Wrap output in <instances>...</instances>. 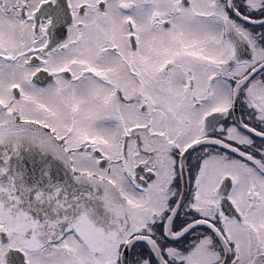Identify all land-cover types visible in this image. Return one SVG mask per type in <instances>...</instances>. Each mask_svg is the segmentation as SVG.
<instances>
[{
  "label": "snow or ice",
  "instance_id": "1",
  "mask_svg": "<svg viewBox=\"0 0 264 264\" xmlns=\"http://www.w3.org/2000/svg\"><path fill=\"white\" fill-rule=\"evenodd\" d=\"M0 264H264V0H0Z\"/></svg>",
  "mask_w": 264,
  "mask_h": 264
}]
</instances>
